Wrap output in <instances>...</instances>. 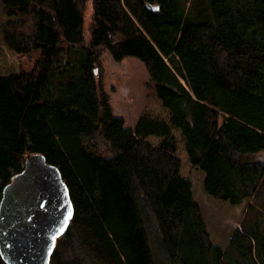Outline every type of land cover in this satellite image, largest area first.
<instances>
[{"label": "trees", "instance_id": "1", "mask_svg": "<svg viewBox=\"0 0 264 264\" xmlns=\"http://www.w3.org/2000/svg\"><path fill=\"white\" fill-rule=\"evenodd\" d=\"M1 2L4 45L38 53L0 75V198L27 154L59 167L74 215L50 264H264V0ZM105 52L153 83L132 127L112 111ZM192 168L214 198L249 199L225 248Z\"/></svg>", "mask_w": 264, "mask_h": 264}, {"label": "water", "instance_id": "2", "mask_svg": "<svg viewBox=\"0 0 264 264\" xmlns=\"http://www.w3.org/2000/svg\"><path fill=\"white\" fill-rule=\"evenodd\" d=\"M145 5L158 10L150 2ZM73 215L74 206L59 167L40 152L27 154L22 169L2 188L1 259L5 264H50Z\"/></svg>", "mask_w": 264, "mask_h": 264}, {"label": "rangeland", "instance_id": "3", "mask_svg": "<svg viewBox=\"0 0 264 264\" xmlns=\"http://www.w3.org/2000/svg\"><path fill=\"white\" fill-rule=\"evenodd\" d=\"M181 4L193 6L195 0H179ZM198 1V0H196ZM90 14V8L86 17ZM7 20L2 11L0 0V24ZM38 50H34L29 57L17 58L4 45L0 34V75L18 72L20 67L28 69ZM104 68L103 81L109 94L110 105L115 115L122 116L125 125L132 127L152 90L153 83L141 60L134 56H127L120 61L115 60L110 52L102 55ZM205 172L192 168L191 190L198 201L207 225L210 239L213 243L225 248L234 230L242 228L243 223L252 221L248 210L249 199H243L238 204L228 200L216 199L203 188ZM250 219V220H249ZM247 221V222H246Z\"/></svg>", "mask_w": 264, "mask_h": 264}]
</instances>
